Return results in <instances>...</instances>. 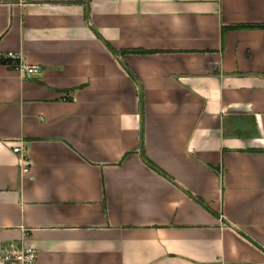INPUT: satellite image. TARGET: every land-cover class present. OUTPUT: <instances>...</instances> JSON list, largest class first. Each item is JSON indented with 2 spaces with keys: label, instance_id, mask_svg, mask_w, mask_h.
I'll return each instance as SVG.
<instances>
[{
  "label": "crops",
  "instance_id": "0c3cea01",
  "mask_svg": "<svg viewBox=\"0 0 264 264\" xmlns=\"http://www.w3.org/2000/svg\"><path fill=\"white\" fill-rule=\"evenodd\" d=\"M262 27L264 0H0V55L39 68L0 64V245L264 264Z\"/></svg>",
  "mask_w": 264,
  "mask_h": 264
},
{
  "label": "built area",
  "instance_id": "2783aa9c",
  "mask_svg": "<svg viewBox=\"0 0 264 264\" xmlns=\"http://www.w3.org/2000/svg\"><path fill=\"white\" fill-rule=\"evenodd\" d=\"M0 64H12L15 67V70L19 71L26 77H31L39 73L38 66L22 63L17 54L10 52L5 56L0 55ZM12 152L14 154H19L21 165H23L21 168L22 173H27L26 155L23 156L20 146H13ZM34 261V252L24 246H17L13 243L0 245V264H34Z\"/></svg>",
  "mask_w": 264,
  "mask_h": 264
},
{
  "label": "trees",
  "instance_id": "16d2710c",
  "mask_svg": "<svg viewBox=\"0 0 264 264\" xmlns=\"http://www.w3.org/2000/svg\"><path fill=\"white\" fill-rule=\"evenodd\" d=\"M262 28H264V27H262ZM107 46V45H106ZM107 48L110 50V51H112L108 46H107ZM146 163L150 166V167H153V165L151 164V163H149V162H147L146 161Z\"/></svg>",
  "mask_w": 264,
  "mask_h": 264
}]
</instances>
